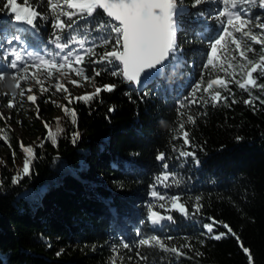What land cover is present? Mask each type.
<instances>
[{
	"label": "trees",
	"instance_id": "obj_1",
	"mask_svg": "<svg viewBox=\"0 0 264 264\" xmlns=\"http://www.w3.org/2000/svg\"><path fill=\"white\" fill-rule=\"evenodd\" d=\"M184 5L188 11L180 31L183 61H172L164 78L143 91L122 77L111 76L116 65H107L108 71L96 77V84L114 83L116 89L102 91L88 104L73 101L68 105L77 112L76 125L71 123L70 113L65 116L61 111L59 127L64 132L58 135V146L47 138L48 130L41 128L35 136L31 175L16 185L11 180L22 168L26 154L9 138L12 157L0 163V264H110L117 252V264H144L136 257V242L151 235L169 245L191 243L192 250L184 249L187 255L177 257L159 248L140 247L139 251L149 257L147 264H248L240 243L249 248L254 264H264V105L259 101L255 107L245 105L242 101L248 94L230 84L240 102L232 104L230 96V106L195 104L181 109L197 115L195 125H186L196 147L185 150H194L200 165L191 158L177 159L172 150L174 144L183 146L182 141L172 140L180 120L176 111L179 103L189 96L202 74L205 82L216 74L227 78L219 67L217 72L203 69L209 40L218 34L220 25L207 15V19L194 15L205 11L214 16L222 3L209 0L191 8V0H184ZM29 6H35L33 0ZM37 10L48 19L38 18L35 30L8 23L4 13L0 19H5L3 27L8 35L18 30L29 50L41 55L45 49L55 53L58 50L49 44L53 38L51 15L43 2ZM252 14L264 18L262 9L253 8ZM99 19L106 17L100 12L95 19L78 21L77 31L90 32L85 48L98 35L92 29ZM3 38L0 36V42ZM255 47L258 50L260 46ZM95 51L99 54L103 48ZM233 54L234 46L230 45L219 53L221 62L226 66ZM84 67L91 75V69L101 65ZM253 95L261 93L253 90ZM109 108L115 110L110 112ZM204 112L207 115H201ZM46 113V122L55 133L53 109L49 107ZM74 131L80 133L76 144L71 142ZM238 136L242 137L239 142ZM159 152H165L168 171L176 173L179 185L169 180L166 183L171 186L164 187L156 181L165 171L156 159ZM103 181L110 186L101 185ZM153 190L166 199L152 197ZM173 195H180L189 207L197 195L201 196V214L185 218L172 210L167 198ZM43 201L50 202L54 211L43 209ZM149 204L154 211L173 216L175 222L165 220L153 230L147 222ZM208 217L227 223L239 242L231 235L212 239L202 228L210 222ZM215 232L226 229L217 226ZM124 242L130 249L121 246Z\"/></svg>",
	"mask_w": 264,
	"mask_h": 264
},
{
	"label": "snow or ice",
	"instance_id": "obj_2",
	"mask_svg": "<svg viewBox=\"0 0 264 264\" xmlns=\"http://www.w3.org/2000/svg\"><path fill=\"white\" fill-rule=\"evenodd\" d=\"M22 2L23 7L21 0H0V13H4L7 22L12 25H23L35 30L38 18L48 19V16L37 10L39 3L43 2L52 18L53 38L49 40V44L54 45L58 51L53 53L45 49L44 54L41 55L39 52L29 50L18 30L8 35L6 28L3 27L5 19H0V36L4 37L0 42V96L8 97L5 105L8 109L16 108L17 104L22 106V101L26 100L35 107L36 118L41 119L38 99L51 93L48 101L61 108L65 116L70 113L71 123L76 125L77 112L68 105L73 101L88 104L98 98L102 91L111 93L116 89L117 85L114 83L96 84V77L108 71L107 65H116L110 72L111 76L122 77L126 83L139 87L142 80L149 78L152 74H160L172 60H175L177 64L183 61V49L177 42V34L181 31L182 18L187 12L184 0H33L35 6H29V0H22ZM220 2L223 7L214 16L205 11H197L194 15H207L220 25L218 34L209 40L210 51L207 53L203 69L217 72L219 67L227 78L216 74L215 78L205 82L203 74L201 75L200 81L193 86L189 96L184 97V100L179 103L176 111L180 120L177 127L173 129L176 134L172 136V140H180L183 145L180 148L175 144L172 146V150L178 154L176 158L184 160L191 158L197 166L201 161L196 152L185 150V148L196 147L186 125H195L197 115L182 112L181 109L195 104H211L213 107L220 103L228 105L230 96L232 104L240 102L235 99V93L232 92L230 84H234L248 94V98L242 101L245 105L255 107L256 101L264 105V99L261 98L264 95V82H260L264 80V18L252 14L253 8L264 10V0H220ZM205 3H209V0H191V8H199ZM101 10L106 19L96 21L92 30L98 35L93 38L91 46L85 48V45L89 44L90 32L77 31L78 21L95 19L96 14ZM65 33H67L66 36ZM236 34H239V37ZM230 45L234 46L235 54L225 66L221 62L219 53ZM256 45L260 46L258 50ZM96 47L103 48V51L97 54ZM97 56L98 58H93ZM237 60L239 63L234 64L233 62ZM86 64L101 65V67H93L92 74L89 75L84 67ZM229 69L232 71L229 72ZM81 81L87 82L94 91L73 95L68 85L83 88L84 84ZM46 82L48 86H45ZM22 83L27 87H23ZM34 87H38L39 96L33 91ZM253 90H258L261 95H253ZM57 93L63 95L67 104H59L52 99V96ZM197 93L201 95L197 97ZM204 94H207V98ZM17 96L21 100L18 101ZM114 110L109 108L110 112ZM201 115H207V113L204 112ZM10 118L0 113V120ZM55 119L57 122L55 133L50 129L48 122H44V127L48 130L47 138L54 147L58 146V135L64 132V129L59 127L61 117ZM2 132L4 129H0V133ZM71 137V142L76 144L80 133L74 131ZM0 139H3L11 148L7 136H0ZM236 139L239 142L242 137L238 136ZM20 147L26 155L22 168L12 177L13 185L18 184L25 176L31 175V163L35 159L32 146H25L21 141ZM200 150L203 151V148ZM156 159L161 162L165 170L156 176V181L164 187L171 186L166 183L169 180L179 185L180 181L176 173L168 171L169 165L166 162L165 152H159ZM151 196L158 197L160 200L166 199L155 190L151 192ZM167 199L170 201L169 207L185 218H194L201 214L203 204L200 203L202 197L199 195L191 204V210L189 205L182 201L180 195H173ZM160 207L164 208L165 205L161 204ZM165 220L175 222L173 216L162 215L154 211L151 204L148 205L147 222L152 225L153 230ZM208 220L210 222L204 223L202 228L211 235L212 239L219 241L231 235L239 242V236L227 223L217 221L214 217H208ZM217 226L223 227L226 232L216 233ZM136 235L140 236L141 233L137 231ZM171 239L168 237V240ZM121 246L124 249L131 247L126 242ZM136 247V257L144 264H147L149 257L139 251L140 247L159 248L177 257L187 255L184 249L192 250L191 243L169 245L156 235L139 239ZM240 247L247 257L248 264H254L249 248L244 247L242 243ZM197 255L200 253L197 252ZM118 256L117 252L110 264H117ZM129 259L132 258L129 257Z\"/></svg>",
	"mask_w": 264,
	"mask_h": 264
},
{
	"label": "rangeland",
	"instance_id": "obj_3",
	"mask_svg": "<svg viewBox=\"0 0 264 264\" xmlns=\"http://www.w3.org/2000/svg\"><path fill=\"white\" fill-rule=\"evenodd\" d=\"M179 39H181L180 34H179ZM181 44L180 47L182 48ZM173 61L176 62L175 60ZM81 83L84 84L83 88L73 87L70 84L68 85L73 95H79L82 94L83 92L94 91V88L88 85L87 82L81 81ZM22 86L27 87V85H24L23 83ZM45 86H48L47 82ZM4 90L7 91V89ZM33 91L36 92V94L39 96L38 87H34ZM49 95H51V93L45 94L44 96L38 99L41 119L36 118L35 107L31 105L30 102L23 100L22 106L20 104H17L16 108L8 109L5 106L8 97L0 96V113H3L6 117H11L10 119L7 120H0V129H4V132L0 133V136H7L8 140L9 138L12 139L19 146H20V142L22 141L25 146H32L33 149H35L34 146L35 136L40 135L41 128H45L44 122L46 121L47 109L49 107L53 109V113H52L53 117H59L61 115V111H62L61 108L57 107L56 104H53L52 102L48 101ZM52 99L56 100L57 103L59 104H66L67 102L66 100L63 99V95L59 93L53 95ZM17 100L19 101L21 100V98L17 96ZM7 156L12 157V149L9 148L8 144H6L3 139H0V163L6 161ZM101 185L106 187L110 186L109 183L105 181H103ZM42 207L46 211H50V212L54 211V208L52 207L51 203L48 201H43Z\"/></svg>",
	"mask_w": 264,
	"mask_h": 264
},
{
	"label": "water",
	"instance_id": "obj_4",
	"mask_svg": "<svg viewBox=\"0 0 264 264\" xmlns=\"http://www.w3.org/2000/svg\"><path fill=\"white\" fill-rule=\"evenodd\" d=\"M100 12L102 13V10ZM170 64H169V66H170ZM168 67H166L165 69H163L160 74H152L149 78H147L145 80H142V83H141V85L139 87H137L134 84H129V85L131 87H133L134 89H136V90L143 91V90L149 88L150 86H152L155 82H158L159 80H161L162 78H164L165 73L167 72Z\"/></svg>",
	"mask_w": 264,
	"mask_h": 264
}]
</instances>
